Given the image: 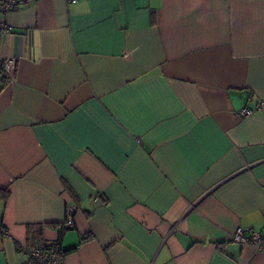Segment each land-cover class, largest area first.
Masks as SVG:
<instances>
[{"label":"crops","instance_id":"0c3cea01","mask_svg":"<svg viewBox=\"0 0 264 264\" xmlns=\"http://www.w3.org/2000/svg\"><path fill=\"white\" fill-rule=\"evenodd\" d=\"M3 57L0 264H264V0H33Z\"/></svg>","mask_w":264,"mask_h":264},{"label":"built area","instance_id":"2783aa9c","mask_svg":"<svg viewBox=\"0 0 264 264\" xmlns=\"http://www.w3.org/2000/svg\"><path fill=\"white\" fill-rule=\"evenodd\" d=\"M33 0H0V11L7 12L10 9L19 6L21 3L31 2ZM16 66V61L12 57H3L0 59V74L5 78L10 77ZM264 108V101L258 102L254 107L244 106L239 109V114L242 116H249L254 112ZM98 195H95V199ZM75 212V205H67L66 218L63 221L62 227L69 228L73 224V214ZM0 232H5L0 225ZM232 239L241 243H254L260 249L264 250V234L258 231H251L249 236L243 234V230L238 228L232 235ZM17 250L19 253L27 257V264H64L66 252L61 248L58 240L52 241L48 244L39 246L32 245L26 247L18 244Z\"/></svg>","mask_w":264,"mask_h":264},{"label":"trees","instance_id":"16d2710c","mask_svg":"<svg viewBox=\"0 0 264 264\" xmlns=\"http://www.w3.org/2000/svg\"><path fill=\"white\" fill-rule=\"evenodd\" d=\"M9 193H10V191H9L8 188H1V187H0V199H2V200H6V199L9 197ZM65 229H66V228L60 226V227H59V231H60V233H62ZM86 238H87V236H81V237H80V240H84V239H86ZM33 245H39V246H42V245H45V244L42 242V243H37V244H33ZM31 246H32V245H31Z\"/></svg>","mask_w":264,"mask_h":264}]
</instances>
